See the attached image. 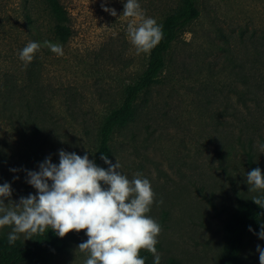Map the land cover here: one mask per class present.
I'll return each mask as SVG.
<instances>
[{"label":"rangeland","instance_id":"rangeland-1","mask_svg":"<svg viewBox=\"0 0 264 264\" xmlns=\"http://www.w3.org/2000/svg\"><path fill=\"white\" fill-rule=\"evenodd\" d=\"M125 3L60 0L56 16L46 0H0V185L12 188L5 205L36 194L25 170L38 171L49 156L58 164L59 150L95 160L105 119L149 59L130 42L134 18L122 15ZM138 3L158 25L181 7V0ZM199 6L200 17L173 43L165 70L110 142L109 159L119 161L121 173L131 180L139 172L151 183L147 215L161 226L162 263L218 264L237 200L262 192L249 191L246 175L249 157L264 171V0ZM30 41L41 47L26 64L19 53ZM45 41L62 45L64 54ZM10 232L0 228V236ZM86 240L84 231L67 234L51 262L84 264L78 245ZM247 241L244 264H259L256 247L264 248V239L258 232Z\"/></svg>","mask_w":264,"mask_h":264},{"label":"clouds","instance_id":"clouds-1","mask_svg":"<svg viewBox=\"0 0 264 264\" xmlns=\"http://www.w3.org/2000/svg\"><path fill=\"white\" fill-rule=\"evenodd\" d=\"M103 10L117 15L115 9L103 7ZM122 15L134 18L127 32L137 55L149 53L163 39L162 26L154 18L145 17L138 0H126ZM44 43L57 56L64 54L62 45ZM40 47L30 41L20 51L19 59L30 63ZM261 152L264 153V145ZM58 155V164L49 156L39 164L38 171L25 170L26 182L36 190L35 195L21 197L9 207L4 201L12 196L11 185L7 182L0 185V228L12 227L8 243L14 244L19 234H24L27 240L48 229L60 238L73 231H84L87 240L78 245L79 251L87 254L84 264H145L141 250L154 256L153 264H160L156 244L161 226L147 215L155 197L150 181L139 172L130 180L121 173L119 161L113 164L106 155L101 159L108 165L107 170L97 166L87 153L80 156L59 150ZM246 182L249 191L264 190L261 169L248 172ZM252 201L264 208V196H254ZM249 231H253L251 227ZM259 238L264 239V225ZM256 251L259 264H264V248L257 245Z\"/></svg>","mask_w":264,"mask_h":264},{"label":"trees","instance_id":"trees-1","mask_svg":"<svg viewBox=\"0 0 264 264\" xmlns=\"http://www.w3.org/2000/svg\"><path fill=\"white\" fill-rule=\"evenodd\" d=\"M50 13L58 16L61 12L60 0H46ZM201 9L199 0H181V7L167 15L160 24L163 31L161 42L149 52L145 70L124 91V99L120 107L114 109L105 119L100 131V147L96 153L95 164L107 170L108 165L101 159L102 155L110 158L111 138L116 128L128 122L134 115L136 102L142 92H146L163 73L167 65V56L173 43L184 33L186 27L199 18ZM110 160V159H109ZM248 162L256 168L252 157ZM264 174V171H261ZM264 196V190L257 195ZM253 197H240L225 225V245L218 264H244L242 252L247 246V238L261 231L264 225V208L252 201ZM253 231H249V228ZM66 236L60 238L48 229L44 234H36L25 241L17 240L8 243V235L0 236V264H53L50 256L65 249ZM145 264H153L149 254H140ZM176 264L174 260L168 263Z\"/></svg>","mask_w":264,"mask_h":264}]
</instances>
